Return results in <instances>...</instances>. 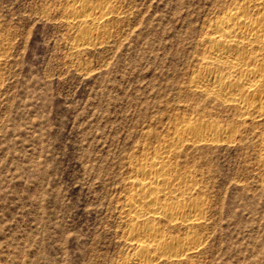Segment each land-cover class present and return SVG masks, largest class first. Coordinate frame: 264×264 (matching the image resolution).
Returning a JSON list of instances; mask_svg holds the SVG:
<instances>
[{
    "label": "rangeland",
    "instance_id": "1",
    "mask_svg": "<svg viewBox=\"0 0 264 264\" xmlns=\"http://www.w3.org/2000/svg\"><path fill=\"white\" fill-rule=\"evenodd\" d=\"M247 1L0 0V264H124L132 167L180 122L230 133L172 157L203 201L201 245L154 264H264V118L191 84L210 23ZM99 2L109 15L87 39L96 26L71 12Z\"/></svg>",
    "mask_w": 264,
    "mask_h": 264
},
{
    "label": "bare ground",
    "instance_id": "2",
    "mask_svg": "<svg viewBox=\"0 0 264 264\" xmlns=\"http://www.w3.org/2000/svg\"><path fill=\"white\" fill-rule=\"evenodd\" d=\"M109 8L99 2L83 11L73 10L71 17L96 26L83 33L91 39L98 24L108 17ZM206 30L204 54L198 63L199 73L192 77V87L202 95L233 104L246 120L264 118V0L223 9ZM85 40L77 44L83 45ZM228 133L214 123L180 122L173 137L155 149L154 156L146 155L132 167L131 198L126 209L132 218L129 235L137 246L124 264L182 262L195 256L201 241L192 229L204 219L203 201L186 198L191 188L176 175L172 157L184 143H215L218 136ZM161 222L183 225L187 236L169 237L157 227Z\"/></svg>",
    "mask_w": 264,
    "mask_h": 264
}]
</instances>
